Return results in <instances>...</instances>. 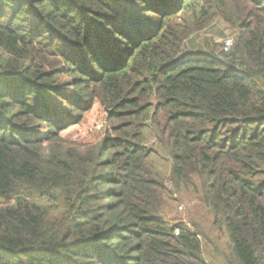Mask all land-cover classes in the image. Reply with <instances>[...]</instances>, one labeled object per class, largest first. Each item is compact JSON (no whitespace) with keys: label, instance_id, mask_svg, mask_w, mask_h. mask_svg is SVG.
<instances>
[{"label":"trees","instance_id":"1","mask_svg":"<svg viewBox=\"0 0 264 264\" xmlns=\"http://www.w3.org/2000/svg\"><path fill=\"white\" fill-rule=\"evenodd\" d=\"M216 17L230 49L187 51ZM94 102L107 144L65 146ZM221 238L264 264V0H0V264H209Z\"/></svg>","mask_w":264,"mask_h":264},{"label":"rangeland","instance_id":"2","mask_svg":"<svg viewBox=\"0 0 264 264\" xmlns=\"http://www.w3.org/2000/svg\"><path fill=\"white\" fill-rule=\"evenodd\" d=\"M235 33L224 24V22L217 17L210 22V24L204 26L202 29L193 32L186 43L187 51L197 52L202 49V54L213 53L218 54L221 58L220 49L224 48L225 42L230 40L233 44ZM153 104V102H152ZM109 113L98 102H94L90 109L81 117V119L68 128L64 129L60 134L65 146L78 147L83 145H106L107 144V131L108 123L107 117ZM145 140L147 146L151 147L154 143L153 133L148 130L145 133ZM152 148V147H151ZM153 154L150 156L154 169H156L161 176H168L169 162L168 156L165 152L160 150L157 146L153 147ZM170 189L171 186L167 185ZM174 202L169 201L168 205L163 209V217L166 220H180L188 222L191 220L200 224L203 228L208 229L204 224V211H200L199 202L195 201V198L186 195H172ZM210 227V225H209ZM210 231L213 229L210 227ZM225 238H221L220 241H215L212 245L204 243L202 246L203 254L209 264H223V259L219 256L217 248L222 249L225 246Z\"/></svg>","mask_w":264,"mask_h":264},{"label":"built area","instance_id":"3","mask_svg":"<svg viewBox=\"0 0 264 264\" xmlns=\"http://www.w3.org/2000/svg\"><path fill=\"white\" fill-rule=\"evenodd\" d=\"M231 46H232V42H231L230 40H227V41L225 42V45H224L223 50H224V51H227V50L230 49ZM175 234L177 235L178 232H176Z\"/></svg>","mask_w":264,"mask_h":264},{"label":"water","instance_id":"4","mask_svg":"<svg viewBox=\"0 0 264 264\" xmlns=\"http://www.w3.org/2000/svg\"><path fill=\"white\" fill-rule=\"evenodd\" d=\"M111 111H108V113H110Z\"/></svg>","mask_w":264,"mask_h":264}]
</instances>
